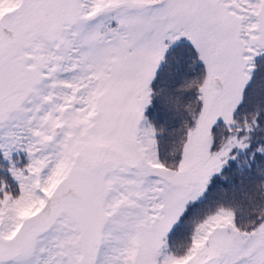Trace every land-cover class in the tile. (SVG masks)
Wrapping results in <instances>:
<instances>
[{
	"label": "snow or ice",
	"instance_id": "snow-or-ice-1",
	"mask_svg": "<svg viewBox=\"0 0 264 264\" xmlns=\"http://www.w3.org/2000/svg\"><path fill=\"white\" fill-rule=\"evenodd\" d=\"M0 264H264V0H0Z\"/></svg>",
	"mask_w": 264,
	"mask_h": 264
}]
</instances>
